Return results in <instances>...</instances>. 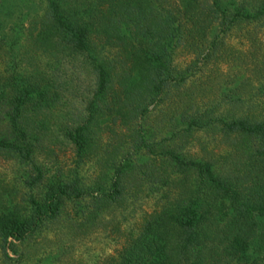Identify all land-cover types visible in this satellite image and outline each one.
I'll list each match as a JSON object with an SVG mask.
<instances>
[{
  "label": "trees",
  "instance_id": "trees-1",
  "mask_svg": "<svg viewBox=\"0 0 264 264\" xmlns=\"http://www.w3.org/2000/svg\"><path fill=\"white\" fill-rule=\"evenodd\" d=\"M23 1L0 0L1 263L152 200L104 264H264V0ZM76 98L75 122L54 116ZM57 139L69 165L40 157Z\"/></svg>",
  "mask_w": 264,
  "mask_h": 264
},
{
  "label": "rangeland",
  "instance_id": "rangeland-1",
  "mask_svg": "<svg viewBox=\"0 0 264 264\" xmlns=\"http://www.w3.org/2000/svg\"><path fill=\"white\" fill-rule=\"evenodd\" d=\"M11 2L12 10L24 11V7L26 6V2L23 0H9ZM9 5V4H8ZM7 9V7H6ZM241 41V38H232L229 45H232L233 48L237 50H246V45L240 46L238 44ZM247 53L244 52V57ZM243 57V58H244ZM246 60V57L244 58ZM190 57H181L178 59V64L180 66H184L189 62ZM247 61V60H246ZM231 63H223L219 66L220 71H216L217 68L208 67L209 70L217 73V78L211 82L207 90H202L199 86L194 87L192 90L194 91V97L197 100H208L214 99L217 92V86L220 83H223L225 80L229 84L227 76L232 74L235 71V67H233ZM238 69V68H237ZM90 77L88 74H83L80 76V81L77 86L82 89L86 88L88 85V79ZM84 109V104L80 102L79 98L73 100L69 106H58L55 111L56 117H60L63 121H70V123L75 122L78 116ZM104 135L103 137H105ZM200 140L194 141L191 145V153L198 152L200 146ZM214 146L213 143L209 145V149ZM52 153H43L42 158L46 164H53L57 162L61 166H66L70 164L72 159V149L69 144L63 142L61 139H57L52 145ZM8 166L6 163L2 162L0 159V174L7 173ZM152 200H145L142 202L141 210H138L135 214L124 213L125 220L124 222L118 219V215L121 209L110 211V213H106V215H111L105 217V221L100 225L97 220L96 224L92 227H89L87 230H72L63 228L62 224L59 226H51L46 230H50L37 239L31 240L28 243L20 246L18 248V252H24L26 258L21 264H104L105 260L108 256L114 254V252L120 247V243L122 238L120 236L119 231L117 230H125L127 228H131L134 226L135 222L138 220L141 211H150V207L152 206ZM72 208H67L65 212V217L67 215L72 214ZM64 217V218H65ZM103 220V219H102ZM121 221L120 227L117 222ZM123 222V223H122ZM11 257H14L10 253ZM0 264L1 261H0ZM6 264H12L11 262H6Z\"/></svg>",
  "mask_w": 264,
  "mask_h": 264
}]
</instances>
